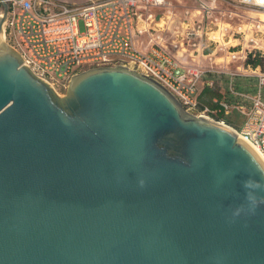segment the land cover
Segmentation results:
<instances>
[{
  "label": "water",
  "instance_id": "water-1",
  "mask_svg": "<svg viewBox=\"0 0 264 264\" xmlns=\"http://www.w3.org/2000/svg\"><path fill=\"white\" fill-rule=\"evenodd\" d=\"M68 85L0 45V264H264V169L234 133L126 68Z\"/></svg>",
  "mask_w": 264,
  "mask_h": 264
},
{
  "label": "built area",
  "instance_id": "built-area-1",
  "mask_svg": "<svg viewBox=\"0 0 264 264\" xmlns=\"http://www.w3.org/2000/svg\"><path fill=\"white\" fill-rule=\"evenodd\" d=\"M3 1L8 7L2 28L4 43L18 55L21 66L56 97L82 72L126 68L160 85L186 114L209 116L214 111L199 110L196 97L200 86L218 80L223 83L222 98L214 102L224 115L238 116L240 124L217 123L256 146L264 157V72L246 64L247 57H264V27L254 26L246 47H225L218 64L203 65L221 48L217 33L221 38L227 28L231 37L250 33L230 25L235 20H252L248 14L264 13V0H92L86 5ZM185 2L192 5L187 7ZM238 61L231 71L228 63ZM206 76L209 80L204 81ZM239 79L250 85H242Z\"/></svg>",
  "mask_w": 264,
  "mask_h": 264
},
{
  "label": "rangeland",
  "instance_id": "rangeland-1",
  "mask_svg": "<svg viewBox=\"0 0 264 264\" xmlns=\"http://www.w3.org/2000/svg\"><path fill=\"white\" fill-rule=\"evenodd\" d=\"M190 5H192V3L191 2H185V6H190ZM183 7V6H182ZM179 8V11H182L183 10V8ZM248 16L249 17H251V16H255V15H251V14H248ZM243 25V26H242ZM245 25V26H244ZM253 25V26H252ZM259 24L258 23H256V21L254 20V19H252V20H247V21H243V20H241V21H239V20H235V21H233L232 23H231V25H230V27L233 29V30H236V29H238L239 27L241 28V30H243L244 28H246V26H248V27H253L252 28V30L253 31H255V27L256 26H258ZM255 26V27H254ZM261 30H262V28H260ZM227 30H228V28H227ZM227 30H224L223 29V31H222V33H226L225 35V37L223 38V40H224V42H226V43H228V44H221V48L220 49H218V52L216 53V57L214 58V57H211V58H207L204 62H203V65L204 66H207V67H209V65L212 63V62H215V64H218L221 60H217L218 59V57H221V56H223L224 55V52H223V50L222 49H224V50H226L225 49V47L227 48V47H229V49H231V50H234V49H239L240 50V48H242V44H243V38L245 37V35L244 34H235L233 37H231V33L229 32V31H227ZM249 33V32H248ZM256 37L255 38H257V36H260V34H254ZM143 40L145 41L146 39L145 38H143ZM234 40H236L237 42L235 43V45H232L234 42ZM250 46H251V44H250ZM236 47V48H235ZM225 61H227V60H225ZM214 64V63H213ZM212 64V66H214ZM240 64V62L238 61V62H229L228 63V67H229V69L231 70V71H235V68L237 67V65H239ZM215 67V66H214ZM206 80H209L208 79V76H206V78H205V80L204 81H206ZM240 83H242V85H245L246 87L247 86H249L250 84L247 82V81H242L241 79H239L238 80ZM218 84H220V87H222V82L221 83H218ZM202 87L203 86H200V88H199V90H201L202 89ZM58 93V95L57 96H63L64 94H65V91H62V92H57ZM218 114L219 113H217V112H213L212 114H210L209 116H207V115H203V114H201L200 112H196L195 113V115H197V116H199V115H201V116H204V117H208L209 119H211V120H213L214 122H220L221 120L223 121L224 120V122L226 121V119H228L229 121H235V125L236 126H238L240 123L238 122V120H239V117L238 116H235V115H233V114H230V115H228V116H226V115H224L223 116V119H218L217 118V116H218ZM227 123V122H226ZM225 123V124H226Z\"/></svg>",
  "mask_w": 264,
  "mask_h": 264
},
{
  "label": "trees",
  "instance_id": "trees-1",
  "mask_svg": "<svg viewBox=\"0 0 264 264\" xmlns=\"http://www.w3.org/2000/svg\"><path fill=\"white\" fill-rule=\"evenodd\" d=\"M246 64L251 65L252 67L259 66L264 72V57L255 56L253 59L247 57ZM218 83L221 82L218 80H214L211 86H203L202 89L199 90L196 98L198 99L199 110L208 108L211 111H216L217 113H219L217 116L218 119H223L224 114L222 113V111H220L218 104L214 102V100H221L222 98V94L220 91L221 87ZM226 121L235 125V121L232 122L228 119H226Z\"/></svg>",
  "mask_w": 264,
  "mask_h": 264
},
{
  "label": "bare ground",
  "instance_id": "bare-ground-1",
  "mask_svg": "<svg viewBox=\"0 0 264 264\" xmlns=\"http://www.w3.org/2000/svg\"><path fill=\"white\" fill-rule=\"evenodd\" d=\"M255 16H251V18H253L259 25L260 27H264V13H256V14H252ZM252 27H248L245 29V31L240 30V32H246V31H250V33H245V37L243 38V47L247 46V43H249L251 41L252 38V33H251ZM257 32H259L260 30H256ZM253 32V31H252ZM216 40L217 42L221 45V44H228L226 42H224L222 35L221 34H216ZM234 43L232 45H235V43L237 42L236 40L233 41ZM3 43V33H0V45ZM203 119H206L205 117L201 116ZM238 141H241L244 145H246V147L249 149V151L252 153V155L255 157V159H257L260 164L262 165L263 169H264V157L261 154L260 150L255 146H252L248 143H245L244 141H242V139L239 137L237 138Z\"/></svg>",
  "mask_w": 264,
  "mask_h": 264
},
{
  "label": "clouds",
  "instance_id": "clouds-1",
  "mask_svg": "<svg viewBox=\"0 0 264 264\" xmlns=\"http://www.w3.org/2000/svg\"><path fill=\"white\" fill-rule=\"evenodd\" d=\"M243 186L245 189L249 190L247 191V194H246V200L248 201V204H249V211L254 212L257 206V197L254 193L257 190H264V185L260 184L257 181L248 179L243 182ZM241 211H243V208L237 209L235 212V215L238 216Z\"/></svg>",
  "mask_w": 264,
  "mask_h": 264
},
{
  "label": "crops",
  "instance_id": "crops-1",
  "mask_svg": "<svg viewBox=\"0 0 264 264\" xmlns=\"http://www.w3.org/2000/svg\"><path fill=\"white\" fill-rule=\"evenodd\" d=\"M62 1L71 5H86L92 0H57Z\"/></svg>",
  "mask_w": 264,
  "mask_h": 264
}]
</instances>
